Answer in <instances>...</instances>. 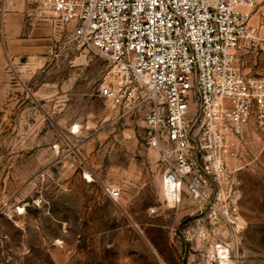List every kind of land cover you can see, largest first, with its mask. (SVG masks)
I'll return each mask as SVG.
<instances>
[{"label": "rangeland", "instance_id": "1", "mask_svg": "<svg viewBox=\"0 0 264 264\" xmlns=\"http://www.w3.org/2000/svg\"><path fill=\"white\" fill-rule=\"evenodd\" d=\"M27 13L0 0V264H216L217 244L226 264H264V125L244 128L234 211L169 207L141 120L114 121L98 95L106 62Z\"/></svg>", "mask_w": 264, "mask_h": 264}, {"label": "built area", "instance_id": "2", "mask_svg": "<svg viewBox=\"0 0 264 264\" xmlns=\"http://www.w3.org/2000/svg\"><path fill=\"white\" fill-rule=\"evenodd\" d=\"M27 1L30 20L67 30L106 62L98 95L114 121L141 120L161 184L172 185L166 205L191 201L213 222L222 207L234 211L244 128L264 125V25L251 23L262 0Z\"/></svg>", "mask_w": 264, "mask_h": 264}, {"label": "bare ground", "instance_id": "3", "mask_svg": "<svg viewBox=\"0 0 264 264\" xmlns=\"http://www.w3.org/2000/svg\"><path fill=\"white\" fill-rule=\"evenodd\" d=\"M86 174V173H85ZM86 176L90 179V175L86 174ZM162 186V191H163V197L169 202H172V185H164L163 183L161 184ZM24 208H20V212L22 213ZM57 243H60L59 240H57ZM218 255L220 258L224 257V261L228 262V254H229V248L227 245H221L219 248H215L212 253H210V256Z\"/></svg>", "mask_w": 264, "mask_h": 264}, {"label": "crops", "instance_id": "4", "mask_svg": "<svg viewBox=\"0 0 264 264\" xmlns=\"http://www.w3.org/2000/svg\"><path fill=\"white\" fill-rule=\"evenodd\" d=\"M27 14H30V13H27ZM32 14V13H31ZM33 18V22H32V24L34 25V24H37V22H35L36 20H35V18L34 17H32ZM39 22V25H43V26H48L49 24L48 23H45V22H41V21H38ZM118 186V185H117ZM122 189V188H121ZM122 193V192H121ZM121 193H120V195H121Z\"/></svg>", "mask_w": 264, "mask_h": 264}]
</instances>
